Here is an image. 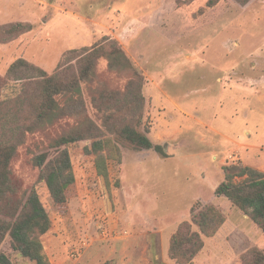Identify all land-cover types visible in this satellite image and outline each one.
<instances>
[{
	"label": "rangeland",
	"instance_id": "1",
	"mask_svg": "<svg viewBox=\"0 0 264 264\" xmlns=\"http://www.w3.org/2000/svg\"><path fill=\"white\" fill-rule=\"evenodd\" d=\"M118 1L0 0V26L24 22L35 27L16 41L0 44L1 78L19 58L52 74L67 51L111 37L145 78L141 131L149 129L151 140L152 131L161 127L155 131L160 134L156 136L168 134L165 141L173 143L170 149L179 148L161 161L152 153L155 149L122 147V164H109L105 179L97 173L95 157L85 152L91 142L79 143L70 149L76 181L68 191L67 204L58 206L41 182L33 159L57 138L83 127L85 119L80 122L56 114L41 129L25 135L10 165L17 192L14 199L22 200L32 188L38 190L52 220L50 232L41 238L51 264H177L168 256L172 235L182 222L191 221V210L197 202L211 204L208 202L215 198L216 182L224 179L223 167L242 163L234 155L226 162L217 157L213 160V152L233 146L210 127L225 132L223 123L230 122L231 133L244 137V129L253 130L254 121L260 137H264L263 104H257L251 96L257 87L237 84L235 76L224 75H264V0H252L246 8L232 0H221L206 19L202 16L209 0H158L163 9L158 17L170 11L168 18L173 24L162 31L137 33L124 26L122 29L118 24L122 20L118 22L117 17L103 19L108 12L116 14ZM133 33L136 38L143 37L142 45L136 38L127 44ZM96 73L97 81L82 88L87 117L101 126L102 114L93 107L92 97L101 86L124 91L129 74L110 71L105 59L98 61ZM220 76L223 83L217 82ZM16 88L10 84L4 89L2 100L14 96ZM165 92L185 106L189 117L173 108L155 110L150 96L163 97ZM60 101L62 108L64 98ZM254 104L256 111L252 112L250 106ZM188 126L190 139L182 147L180 142ZM218 207L228 223L214 238H205V248L194 264H241L240 257L249 248L264 249V232L256 230L254 223L227 200H221ZM1 252L13 264H34L12 250L9 238Z\"/></svg>",
	"mask_w": 264,
	"mask_h": 264
},
{
	"label": "trees",
	"instance_id": "2",
	"mask_svg": "<svg viewBox=\"0 0 264 264\" xmlns=\"http://www.w3.org/2000/svg\"><path fill=\"white\" fill-rule=\"evenodd\" d=\"M220 1L209 0L202 18L206 19ZM232 1L245 7L252 0ZM34 29L33 24L24 22L0 26V44L16 41ZM100 59L107 60L110 71L129 74L124 91L107 90L101 86L92 97L93 107L102 114L101 126L87 117L82 88L84 84L97 81L96 66ZM10 84L17 87L15 94L2 100V91ZM144 84L142 72L135 68L119 42L108 36L92 46L67 51L52 74L25 58H19L10 65L6 76L0 77V264H13L1 252L8 238L12 250L20 258L34 264H51L41 238L50 232L52 220L38 190L32 188L22 200L14 199L17 192L12 183L10 165L25 135L41 129L56 114L80 122L85 119L81 123L83 127L57 138L33 159L54 204L63 206L67 204L68 191L76 181L70 152L73 146L91 142L85 152L95 157L97 173L105 179L108 178L109 164H122V147L134 151L155 149L165 155L164 148L154 146L149 139V129L141 131ZM62 98L64 106L61 108ZM223 173L224 179L215 195L227 199L264 232V172L239 162L225 165ZM119 184L118 181L116 185ZM226 222L227 217L221 208L197 202L191 210V221L182 222L170 239V260L177 264H194L205 248V238L217 236ZM240 259L241 264H264V249L251 247Z\"/></svg>",
	"mask_w": 264,
	"mask_h": 264
},
{
	"label": "crops",
	"instance_id": "3",
	"mask_svg": "<svg viewBox=\"0 0 264 264\" xmlns=\"http://www.w3.org/2000/svg\"><path fill=\"white\" fill-rule=\"evenodd\" d=\"M160 9H162V8L159 6L158 0H119L118 4H117L116 14L108 12L103 17V19L113 20L114 18L117 17L118 22L120 20H122L120 22L121 24L118 23L119 26L121 25L122 29L124 27H126L129 31H133L136 33L141 32V31L149 32V31H153V30L154 31H159V30L162 31L163 29L167 28L168 25L173 24V22L170 24V21H173V20H170V18H168L170 11L168 12L167 10L160 13L161 17H158V12ZM132 38H136V37H134V33L132 36H130L127 39V44H128V42L129 43L132 42L131 41ZM134 40L136 42H138L140 45L143 44L142 43L143 37L136 38ZM189 58L191 59V57H189ZM190 59H188V60L190 61ZM224 75H226L227 77H231V78L235 76V78H236L235 81L237 84L246 83L247 86H250L252 88L257 87L255 94L251 93V96H253V98L255 97L257 104H259V105L263 104L262 110L264 111V75H262L261 77L252 76L249 78L238 77L237 74L230 73V72H226ZM221 77L222 76L217 78L218 83H223V80ZM153 85L155 86V84H153ZM229 85L231 87V84H228V86ZM150 98H151V103H152V105L156 111H159L162 109L164 111H167V110H171L173 108V110H178V111H180L181 114L188 116L185 114V112L187 111V110H185V106H182L181 104H179L176 100H174V98L171 95L168 96V94L166 92L163 95V97L161 95H159V96L155 95L154 97L150 96ZM177 106H180L181 109ZM250 110L252 112H253V110L256 111L255 104H254L253 108L250 106ZM246 119H249L248 113H246ZM200 125L202 127L206 128V125L203 122H201ZM223 126L226 129L225 132H221V131L213 129L211 127H210V129L212 132L216 133L218 137L222 138L224 141H227L233 147H231L230 150H218V151L213 152V154H214V156L212 155L213 160L215 159V157H217L221 161L224 160L226 162L227 158H229V156L234 155L236 160L241 161L246 166H249V167L257 169L261 172H264V143L262 142V139L264 137H263V135L260 137V134L257 131V125L254 123V121H252V125H251L253 127V130L252 129L249 130L248 128L244 129L243 132L246 133V136H244V137L238 136L237 132H235L234 134L231 133L232 132V124L230 122L223 123ZM246 127H250V125L248 123H246ZM160 130H161V127H160ZM160 130H158V131H160ZM185 130H186L185 133H187V135L185 134L186 137L184 139H182L180 142L182 147L185 146L186 144H188V143H186V141H189V139H190L188 137V134L191 132V127L190 126L185 127ZM155 131L156 130H153L152 133L150 134V138L152 140L151 142L153 143L154 146L163 147L165 150V155H169L170 153H175V151L177 149H179L177 147H173L172 149H170L171 146L173 145V143H171L170 141H165V140H168L167 139L168 134L166 135V133H161L162 135L160 137H157L156 136L157 133L155 134ZM158 131H156V132H158ZM227 131L229 134H227ZM157 135H160V134H157ZM176 137L178 138L179 135H176L175 138ZM203 137H204V135H203ZM154 140L155 141L162 140V141H160V143H159V142H155ZM156 143H158V144H156ZM184 143H186V144L184 145ZM168 147H169L170 152H168ZM243 150H245L244 153H241V151H243ZM147 151H151V150H147ZM152 153H155L156 156L161 161L167 160V157L165 155L163 156L161 153L157 152L156 150ZM219 184H220L219 182H216V184L214 186L215 190ZM221 200H227V199H225L223 197H217L215 195V198H212L211 201L209 200L208 203L213 204V203L217 202V204H214V205L218 206L219 203L221 202ZM201 201L204 203L206 202L203 200H201ZM242 215H243V213H242ZM243 216L249 220V218L247 216H245V215H243ZM227 223H225L224 226H226ZM224 226H223L222 230L224 229ZM255 228H256V230L259 231V229H257L256 226H255Z\"/></svg>",
	"mask_w": 264,
	"mask_h": 264
}]
</instances>
